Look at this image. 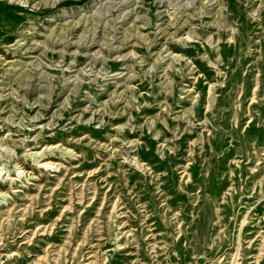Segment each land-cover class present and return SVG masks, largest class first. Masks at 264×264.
<instances>
[{
  "label": "rangeland",
  "instance_id": "1",
  "mask_svg": "<svg viewBox=\"0 0 264 264\" xmlns=\"http://www.w3.org/2000/svg\"><path fill=\"white\" fill-rule=\"evenodd\" d=\"M0 264H264V0H0Z\"/></svg>",
  "mask_w": 264,
  "mask_h": 264
},
{
  "label": "bare ground",
  "instance_id": "2",
  "mask_svg": "<svg viewBox=\"0 0 264 264\" xmlns=\"http://www.w3.org/2000/svg\"><path fill=\"white\" fill-rule=\"evenodd\" d=\"M119 4H121V3L119 2ZM119 4H118V5H119ZM121 6H122V5H121ZM18 7H19V6H18ZM113 8H114V7H113ZM108 15H109V14H108ZM27 50H28V49H27ZM73 64H74V63H73ZM84 73H85V72H84ZM47 151H48V150H47Z\"/></svg>",
  "mask_w": 264,
  "mask_h": 264
}]
</instances>
